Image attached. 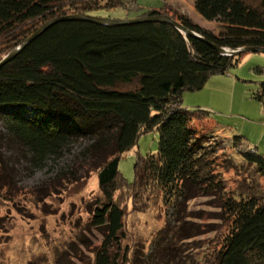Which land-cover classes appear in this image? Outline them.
Wrapping results in <instances>:
<instances>
[{"label":"trees","instance_id":"obj_1","mask_svg":"<svg viewBox=\"0 0 264 264\" xmlns=\"http://www.w3.org/2000/svg\"><path fill=\"white\" fill-rule=\"evenodd\" d=\"M126 6L124 0H0V41L10 44L6 51L0 49V62L55 19ZM195 9L206 21L219 23V32L187 15L170 16L163 8L137 18L170 17L204 40L165 23L64 21L0 66V126L25 149L34 167L60 161L79 144L74 159L84 161V170L93 165L87 169L98 173L101 195L91 226L104 231V240L95 264H142V256L131 261L130 248L122 244L126 209L117 194L125 192L133 204L148 193L161 196L165 205L201 197L218 200L230 218L218 264H264V203L228 193L218 171L220 158L224 160L219 141L191 127L209 112L181 105L185 91H200L211 77L239 65L243 54L222 55L213 46L230 52L264 49V0H196ZM253 97L264 105V82ZM153 130L159 134L158 150L138 158L135 179L128 183L119 171L120 159ZM232 146L264 178V155L240 135L233 137ZM60 170L58 179L77 178L72 165ZM174 222L179 227L172 230L170 223L165 236L171 235L172 244L173 238L184 244L192 232L180 227V220ZM172 248L162 253L163 264H172Z\"/></svg>","mask_w":264,"mask_h":264},{"label":"rangeland","instance_id":"obj_2","mask_svg":"<svg viewBox=\"0 0 264 264\" xmlns=\"http://www.w3.org/2000/svg\"><path fill=\"white\" fill-rule=\"evenodd\" d=\"M195 1L124 0L126 8L92 15L124 20L137 18L152 8H163L161 11L170 16L187 15L201 27L218 33L219 23L203 19L195 9ZM4 42L7 40L0 41V49L6 51L10 44L3 46ZM262 82L264 53L247 52L228 74L211 77L200 91H185L181 105L209 112L205 120H194L191 127L219 141L218 154L224 160L220 158L218 171L228 193L237 200L254 196L264 203V178L232 146L233 137L240 135L250 149L264 155V105L253 97ZM158 143L159 134L153 130L142 134L137 146L122 155L119 171L128 183L135 179L138 158L155 154ZM79 149L78 144V149L60 161L36 168L25 149L0 126V264H95L104 231L93 228L91 222L101 194L98 173L87 169L93 165L84 170V161L74 159ZM231 163L232 168H228ZM66 165L77 170V178H57L60 168ZM130 194H117V198L126 209V238L122 244L130 248L131 261L140 254L142 264H153L150 258L163 264L162 253L173 247L172 264H218L217 255L230 228V218L218 200L201 197L165 205L161 196L148 193L143 201L135 200L136 206ZM177 219L180 227L185 226L193 235L184 244L175 238L172 244L171 235L165 236L170 223L172 230L179 227L174 222Z\"/></svg>","mask_w":264,"mask_h":264},{"label":"water","instance_id":"obj_3","mask_svg":"<svg viewBox=\"0 0 264 264\" xmlns=\"http://www.w3.org/2000/svg\"><path fill=\"white\" fill-rule=\"evenodd\" d=\"M64 21H84L95 23L102 26H125V25H133V24H140V23H165L170 24L180 32H182L185 36L194 37L198 39H203L201 36L186 29L183 25L179 24L178 22L174 21L170 17L166 16H156V17H144V18H134V19H105L100 17L88 16V15H76L72 17L66 18H59L55 19L42 28H40L35 34H33L30 38H28L22 45L14 48L1 62L0 66L12 61L24 48H26L29 44H31L34 40L40 37L43 33H45L48 29L56 25L57 23L64 22ZM204 40V39H203ZM220 54L226 56H237L247 52H262L264 53V49L262 48H244L238 51L230 52L227 49L213 46Z\"/></svg>","mask_w":264,"mask_h":264}]
</instances>
